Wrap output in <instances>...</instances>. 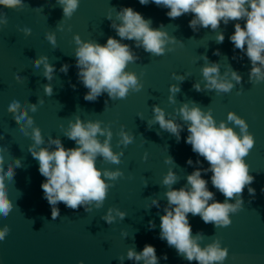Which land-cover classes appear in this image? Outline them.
<instances>
[{
    "label": "water",
    "instance_id": "1",
    "mask_svg": "<svg viewBox=\"0 0 264 264\" xmlns=\"http://www.w3.org/2000/svg\"><path fill=\"white\" fill-rule=\"evenodd\" d=\"M123 7H132L151 20L152 28H160L174 38L166 44L163 55L146 52L135 40L117 35L112 25L120 24L118 13ZM167 11L151 2L142 5L139 0H79L71 17L64 16L59 0H22L16 8L0 7V21H5L0 24V142L5 145V167L9 163L15 167V159H20L22 165L15 168L13 181L7 182L13 210L7 217L0 215V229L9 228L0 241V264H143L128 259L127 253L140 252L145 244L156 248L158 264H198L178 255L174 247L159 238L160 217L170 207L166 192L187 187V177L194 170H202V178L208 181L215 200H225L211 183L212 173L203 171L209 167L208 162L185 143L189 122L180 114L185 104L210 112L217 125L225 122L240 136V127L227 119L230 112L236 114L245 120L247 132L255 140L243 158L250 166L249 174L255 177L250 185L256 189L255 196L248 193L246 186L241 194L242 208L230 214L229 226L205 224L199 215L189 213L192 235L202 237V248L214 241H219L221 248L227 247L223 264H264V81L254 83V78L250 79L251 60L229 40L234 24L240 22L243 26V21H229L227 25L221 22L216 30L198 25L193 31L189 27L191 13L173 19L166 15ZM26 27L31 31L25 33ZM221 32L225 39L217 43L216 35ZM50 34L55 36V45L47 39ZM77 36L82 43L104 45L111 36L128 45L136 59L126 65L124 72L134 73L141 89H129L122 99H113L104 91L94 101H86L89 89L78 75ZM40 57H47L54 67L51 80L44 76L43 63L38 68L34 66ZM213 63L219 66V79L233 84L229 92L205 87L202 69ZM64 65L67 72L61 71ZM233 71L241 77L239 83L232 79ZM196 84L200 91L194 88ZM45 85L52 87L51 96L45 93ZM171 86L179 91L172 93ZM14 99L18 101L17 111L23 109L33 119L31 127L17 121L15 113L8 110ZM32 105L36 106L35 112ZM154 107L164 111L166 120L180 126L179 140L155 121ZM77 118L84 123L100 122L101 128L112 133L113 153L123 154L118 164L102 156L96 158L101 178L109 185L100 208L92 202L74 210L59 202L55 207L60 216L53 220L52 206L44 199L41 188L45 178L29 152L34 143L31 133L33 128L40 129L44 140L40 147L52 149L55 145L49 141L59 139L65 148H74L76 142L65 133ZM121 132L132 136L133 142L125 146ZM97 139L103 143L107 137L97 134ZM145 153L147 160L143 159ZM168 158L170 163L166 162ZM189 159L193 161L191 165L187 163ZM105 170L123 175L107 179L103 176ZM169 171L177 180L166 186L163 179ZM236 198L234 195L229 202L235 203ZM85 207L91 211L86 212ZM110 209L114 217L111 224L103 219ZM118 212L125 213L123 219ZM165 253L167 260L162 258Z\"/></svg>",
    "mask_w": 264,
    "mask_h": 264
},
{
    "label": "clouds",
    "instance_id": "2",
    "mask_svg": "<svg viewBox=\"0 0 264 264\" xmlns=\"http://www.w3.org/2000/svg\"><path fill=\"white\" fill-rule=\"evenodd\" d=\"M63 5L64 16L71 17L77 9L79 0H59ZM154 3L169 9L166 15L169 18H178L191 13L193 18L189 21V27L195 31L197 26L211 27L216 30L221 22L227 25L229 21H243L234 24V32L229 36L236 49L246 52L252 62L250 79L254 83L264 81V0H139L142 5ZM22 4V0H0V7L16 8ZM120 24H113L117 35L121 39L135 40L138 47L142 46L146 52L154 55H163L165 46L170 40L167 32L160 28H152L151 20L132 7H123L118 13ZM5 21H0V24ZM31 31L26 27L25 33ZM47 39L55 45L54 35H48ZM224 34L216 35L217 43H223ZM79 47L76 50L77 67L79 77L84 86L89 89L85 94L86 101H94L102 92L107 91L113 99L125 98L129 89L139 91L142 87L138 84L134 73L124 72L126 65L136 59L129 50V46L119 40L109 37L106 44L80 41L75 37ZM215 54H219V50ZM259 62V66H257ZM35 67L41 63L44 65V76L47 80L52 79L54 67L47 62V57H40L34 62ZM61 71L67 72V65L62 66ZM206 80L205 87L218 92H229L233 84L227 80L219 79V66L213 63L202 69ZM19 78V71L15 73ZM175 75V74H174ZM232 79L237 83L241 77L232 72ZM183 80V77H176ZM200 91V85H194ZM47 95H52V87L44 86ZM172 93L178 92L179 88L171 86ZM171 99V97H170ZM43 103V101H41ZM18 101L12 100L8 110L15 113L17 121H25L31 127L33 119L28 117L23 109L17 111ZM31 110L36 111L32 105ZM155 121L162 129L174 134L179 140L180 126L172 120L165 119L164 111L154 107ZM182 119L188 123L189 135L185 143L190 144L192 151L203 157L209 164L203 171L212 173L211 183L225 197L223 202L214 199V193L208 190V181L202 178V170H194L188 177L187 187L171 189L166 192L170 207L165 208L164 215L160 217L159 238L166 241L169 247H174L178 255H182L188 261L196 260L198 264H214L223 261L228 255V248H221L219 241H214L205 247H201L200 236L192 235V225L188 214L199 215L205 224L212 223L216 227L229 226L232 221L230 214L237 213L243 205L241 194L246 186L251 196H255L256 189L251 187L255 177L249 174V164L243 159L253 148L255 140L252 133L247 132L248 125L234 113L228 114V121L240 127L241 135L238 136L232 127L226 126L225 122L216 124L210 112L204 113L199 107L189 108L187 104L180 109ZM21 131L27 135L21 126ZM67 137L76 142L77 147L65 148L59 139L50 140L54 148L40 147L44 140L39 128H33L31 138L33 145L29 147L31 156L38 161V171L45 178L41 183L43 197L52 206L51 217L53 220L60 216L59 209L55 207L63 202L70 209H78L80 206L96 202V208H100L106 198L109 185L101 178V170L96 167L97 156H102L112 163H120L123 153H113L110 147L112 133L100 127V122L84 123L79 118L74 123L70 122L69 129L65 133ZM97 134L106 135L107 139L101 143ZM121 142L127 146L133 142V137L121 132ZM242 137V138H241ZM38 149V150H37ZM5 145L0 142V215L7 217L13 210V202L9 198L7 182L13 181L16 174L15 168L21 167V160L15 159L5 167ZM147 153L143 159L147 160ZM166 162L170 163L171 158ZM188 164L193 161L189 159ZM199 163V161H197ZM123 175L120 171H104L103 176L107 179H116ZM177 176L169 171L163 179L166 186L173 185ZM264 191V188L261 189ZM237 197L235 203L229 199ZM209 201H212L209 203ZM157 202L154 200L153 204ZM86 212L91 209L85 207ZM122 219L125 213H117ZM111 224L114 217L109 214L103 218ZM154 227V225H152ZM9 233L7 226L0 229V241L4 240ZM127 258L135 261H143V264H158L156 248L152 244H145L140 252L129 250ZM167 260V254H163ZM83 264V261H80Z\"/></svg>",
    "mask_w": 264,
    "mask_h": 264
}]
</instances>
